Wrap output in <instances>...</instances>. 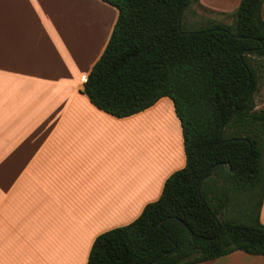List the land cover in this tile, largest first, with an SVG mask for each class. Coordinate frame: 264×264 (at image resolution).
Returning <instances> with one entry per match:
<instances>
[{
	"label": "crops",
	"instance_id": "crops-1",
	"mask_svg": "<svg viewBox=\"0 0 264 264\" xmlns=\"http://www.w3.org/2000/svg\"><path fill=\"white\" fill-rule=\"evenodd\" d=\"M69 1L0 0V264H86L94 238L137 218L185 164L168 97L115 117L81 92L117 10L85 0L68 14ZM198 1L223 15L241 0ZM258 100L264 110V81ZM167 107L169 128L137 141L134 120ZM194 264H264V256L235 250Z\"/></svg>",
	"mask_w": 264,
	"mask_h": 264
},
{
	"label": "trees",
	"instance_id": "trees-1",
	"mask_svg": "<svg viewBox=\"0 0 264 264\" xmlns=\"http://www.w3.org/2000/svg\"><path fill=\"white\" fill-rule=\"evenodd\" d=\"M117 18L81 90L126 117L168 97L185 164L128 224L98 234L86 264H194L235 250L264 256V0H241L230 23L185 29L198 0H103ZM202 7V6H201ZM204 8V7H203Z\"/></svg>",
	"mask_w": 264,
	"mask_h": 264
},
{
	"label": "rangeland",
	"instance_id": "rangeland-1",
	"mask_svg": "<svg viewBox=\"0 0 264 264\" xmlns=\"http://www.w3.org/2000/svg\"><path fill=\"white\" fill-rule=\"evenodd\" d=\"M90 4V3H89ZM88 4V5H89ZM86 7L85 0H70L67 4V10L68 14H74L77 15L81 13ZM112 7V6H111ZM115 9V8H114ZM97 11H101L100 9ZM206 19H215L216 21H220L222 23H230V18L225 17L224 15L217 14L215 12H212L210 10H207L203 7H200L199 5H191L186 12L184 13L183 17V23L185 29H190L194 27H198L200 25L206 24ZM168 98H165L163 101V105L166 107L168 102ZM167 101V102H166ZM259 100L257 98V104ZM257 107V106H256ZM258 109V108H257ZM169 111V107L165 108L164 111H152L151 114H144L142 116H139L134 120L133 132L135 135H137L139 142H146V137L149 135H152L154 137V134L151 132V130L155 129L156 131L158 129L167 130L169 128L168 124V116H166L167 111ZM158 137V136H157ZM139 144V143H138Z\"/></svg>",
	"mask_w": 264,
	"mask_h": 264
}]
</instances>
